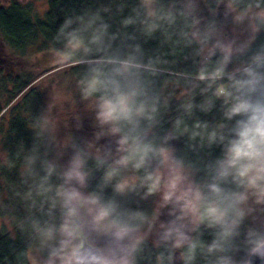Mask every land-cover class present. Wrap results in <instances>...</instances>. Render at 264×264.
Instances as JSON below:
<instances>
[{"label":"clouds","instance_id":"1","mask_svg":"<svg viewBox=\"0 0 264 264\" xmlns=\"http://www.w3.org/2000/svg\"><path fill=\"white\" fill-rule=\"evenodd\" d=\"M153 3L142 0V7L152 14ZM197 12V0H186L168 18H186L184 37L200 62V78L217 84L222 122L210 129L199 121L189 128L183 119L161 129L159 60L134 35L110 34L98 13L87 42L70 34L85 54L76 57L80 63H67L84 67L75 88L90 105L92 132L78 135L83 117L74 114L61 140L58 93L35 123L49 137L43 157L37 147L27 158L30 168L39 161L35 191L51 220L33 223L47 251L44 264H197L198 257L205 264H264V44L252 48L264 10L251 18L252 35L240 43ZM135 22L129 16L122 25ZM72 23L66 20L61 34ZM194 107L209 113L213 105H184L189 115ZM181 135L187 136L183 153L173 144ZM214 146L220 155L211 158ZM149 200L150 211L131 206Z\"/></svg>","mask_w":264,"mask_h":264},{"label":"trees","instance_id":"2","mask_svg":"<svg viewBox=\"0 0 264 264\" xmlns=\"http://www.w3.org/2000/svg\"><path fill=\"white\" fill-rule=\"evenodd\" d=\"M185 3L186 0H154L152 16L142 7L141 0H45V10L41 15L32 3L10 0L6 6L0 5V39L15 59L28 60L37 55L56 58L54 64L37 74L20 73L9 78L12 89L1 87L7 94L5 108H10L11 119L1 138L4 157L0 162V190L4 191L5 197L0 201V264H31V252H37L43 259L47 256L33 230L34 221L41 224L51 222L39 210L41 198L35 191L42 173L39 161L31 168L27 163V158L34 154V148L38 147L39 155L43 157L44 146L49 139L35 127L48 103L47 92L41 83L45 78L55 76L64 93L65 101L58 103L55 112L60 122L61 140L65 131L74 124V114L83 117L84 127L78 135L90 136V105L81 101L75 88L84 67L82 65L75 70V64L67 62L80 63L76 57L85 55L80 43H70V34L76 31L80 40L87 42L95 27L91 24L92 19L97 13L110 25V34L121 39L125 34L134 35L148 56L158 58L161 129H171L177 119H183L184 125L189 128L197 121L207 123L209 129L222 122L223 100L213 95L216 83L200 78V62L184 37L189 30L186 18L180 15L168 18L170 12L176 13ZM197 4V14L205 21L215 19L222 33L226 19L224 10L225 6H230V0H197ZM230 7L239 12L250 9L261 11L264 10V0H232ZM129 16L136 22L124 28L122 21ZM69 19L72 25L61 34V27ZM121 39L115 43L119 45ZM260 44H264V26L255 35L252 48ZM211 71L212 66L209 65L207 73L210 75ZM205 100H210L213 105L209 113H201L198 107H194L189 115L184 109L189 102L198 106ZM70 102L76 103V109L74 105L71 107ZM186 142L187 136L181 135L173 144L178 152L183 153ZM188 154L191 157L192 154ZM209 154L211 158L219 156L220 148L214 146ZM34 202L36 207H33ZM131 206L150 211L153 204L150 200L139 201L138 205L133 201ZM201 238L205 242L210 239L207 230L202 231ZM145 264L150 262L145 261ZM197 264H205V261L198 257Z\"/></svg>","mask_w":264,"mask_h":264},{"label":"rangeland","instance_id":"3","mask_svg":"<svg viewBox=\"0 0 264 264\" xmlns=\"http://www.w3.org/2000/svg\"><path fill=\"white\" fill-rule=\"evenodd\" d=\"M10 0H0V5L6 6ZM23 3H32L37 12L41 15L45 10V0H19ZM142 3V0H141ZM154 3L152 5V14H149V10L146 9L149 16L153 15ZM260 10L250 9L245 12H239L233 7L225 6L224 14H225V24L223 25V32L221 33L225 37H229L235 39L237 43L246 41L251 35V18ZM56 62V58L52 59L51 57L44 56H36L31 57L28 60H20L15 59L8 48L3 44L0 39V109L2 112L0 113V162L4 157V151L2 150L1 138L3 133L8 129V124L11 119L9 114L10 108L6 110V101L7 94L3 92L1 87H6L7 89H12L11 82L8 81L9 78H14L20 73L22 74H37L42 69L46 68L49 65H52ZM42 87H45L46 94L48 96V103L52 101V98L56 93L59 94V103H63L65 98L63 96V92L58 83L57 77H51L46 80H42ZM49 92V93H48ZM71 107L74 105L76 109V103L70 102ZM90 107V106H88ZM129 175H134L133 173H129ZM1 182V180H0ZM5 197L4 191L0 190V201ZM154 206V205H153ZM165 216H161V220H165ZM6 226H8V222H4ZM9 227V226H8ZM10 228V227H9ZM31 264H44L45 259L40 257L37 252H31L29 254Z\"/></svg>","mask_w":264,"mask_h":264},{"label":"water","instance_id":"4","mask_svg":"<svg viewBox=\"0 0 264 264\" xmlns=\"http://www.w3.org/2000/svg\"><path fill=\"white\" fill-rule=\"evenodd\" d=\"M255 264H262V262L259 261V260H256V261H255Z\"/></svg>","mask_w":264,"mask_h":264}]
</instances>
